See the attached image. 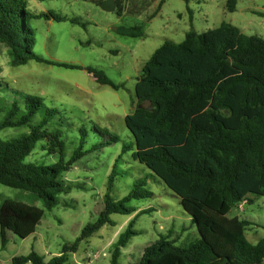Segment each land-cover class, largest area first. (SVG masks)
<instances>
[{"label": "trees", "instance_id": "trees-1", "mask_svg": "<svg viewBox=\"0 0 264 264\" xmlns=\"http://www.w3.org/2000/svg\"><path fill=\"white\" fill-rule=\"evenodd\" d=\"M91 1L100 4L104 0ZM116 4L121 15L122 6L118 0ZM231 5L234 8V3ZM26 8L24 0H0V43L8 48L11 64L37 61L80 68L47 61L35 53V31L29 22L66 19L53 12L35 15ZM116 32L132 38L145 35L140 26H119ZM87 71L99 83L113 85L102 72ZM135 94V110L125 118L135 142L133 158L180 198L200 234L184 246L177 245L178 238H160L144 249L137 264H264V237L251 243L246 230L252 223L229 216L241 201L250 203L253 196L264 197V39L248 36L228 23L203 33L190 30L181 43L167 41L155 50L137 80ZM39 113L42 116L34 123ZM56 114L42 98L28 95L22 105L14 102L0 121V132L29 128L19 137L0 138V184L36 194L48 210L58 205L61 194L70 192L72 186L63 175L85 154L82 139L80 148L65 161L63 131L49 129ZM109 137L117 141L116 136ZM44 140L48 148L43 146V150L59 152L60 159L52 165L27 162L38 142ZM129 149L124 146L123 152ZM115 175L113 169L104 211L85 227L75 244L65 245L60 255L49 261L32 251L14 258L13 264H64L69 253L76 252L79 241L113 225L112 214L136 212L126 203L153 196L135 184L124 199L113 200L110 193ZM149 211L138 213L113 244L112 264H119L121 248L137 234L136 218ZM43 216L41 208L5 200L0 205L3 246L7 230L27 238L36 232Z\"/></svg>", "mask_w": 264, "mask_h": 264}, {"label": "rangeland", "instance_id": "rangeland-1", "mask_svg": "<svg viewBox=\"0 0 264 264\" xmlns=\"http://www.w3.org/2000/svg\"><path fill=\"white\" fill-rule=\"evenodd\" d=\"M24 1L27 12L35 15L53 12L66 19L59 22L40 18L29 22L35 31V53L44 60L80 68L37 61L13 66L8 48L0 43V121L14 102L22 105L25 96L40 97L46 107L57 111L49 129L63 131L65 161L80 148L82 139L81 150L85 154L64 173L63 179L72 188L59 196L58 205L51 210L44 207L36 194L0 184V205L11 199L44 210L43 219L31 236L23 239L7 230L3 246L0 235V264H13L14 258L32 251L49 261L60 255L65 245L75 244L85 227L104 211L113 169L116 171L110 193L113 200L124 199L135 184L153 196L126 203L136 212L112 214L113 225H105L79 241L76 252L69 253L64 264H112L113 244L131 220L148 209L149 212L136 218L137 234L121 248L119 264H137L144 249L160 238H179V246L200 238L180 198L133 158L135 142L125 118L135 110L137 80L155 50L167 41L181 43L190 30L203 33L223 23L232 24L248 36L264 39V0H118L121 15L105 11L91 0ZM119 26H140L145 35L121 36L116 32ZM87 68L92 73L102 72L113 85L99 83ZM41 116L37 114L34 123ZM27 132L26 126L7 128L0 132V138H16ZM110 135L116 136L117 141H112ZM108 142L111 143L107 145ZM100 144L105 146L92 150ZM43 146L48 148L47 141L38 142L26 161L52 165L60 159L59 152L49 154ZM124 146L130 149L123 152ZM251 198L244 210L234 207L230 216L252 223L246 237L255 244L264 237V197Z\"/></svg>", "mask_w": 264, "mask_h": 264}, {"label": "water", "instance_id": "water-1", "mask_svg": "<svg viewBox=\"0 0 264 264\" xmlns=\"http://www.w3.org/2000/svg\"><path fill=\"white\" fill-rule=\"evenodd\" d=\"M100 7L108 12L116 11L117 4L115 0H104L102 3L99 4Z\"/></svg>", "mask_w": 264, "mask_h": 264}, {"label": "built area", "instance_id": "built-area-1", "mask_svg": "<svg viewBox=\"0 0 264 264\" xmlns=\"http://www.w3.org/2000/svg\"><path fill=\"white\" fill-rule=\"evenodd\" d=\"M246 204H247L246 201H241V202L238 204L237 207H238L240 210H244Z\"/></svg>", "mask_w": 264, "mask_h": 264}, {"label": "crops", "instance_id": "crops-1", "mask_svg": "<svg viewBox=\"0 0 264 264\" xmlns=\"http://www.w3.org/2000/svg\"><path fill=\"white\" fill-rule=\"evenodd\" d=\"M230 216V215H229ZM231 217V216H230ZM233 217V216H232ZM179 239V238H178Z\"/></svg>", "mask_w": 264, "mask_h": 264}]
</instances>
